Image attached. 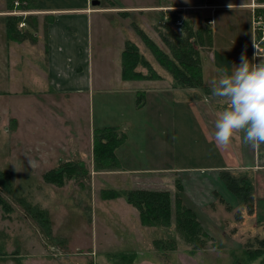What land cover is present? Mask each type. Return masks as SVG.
Wrapping results in <instances>:
<instances>
[{
	"label": "rangeland",
	"instance_id": "rangeland-1",
	"mask_svg": "<svg viewBox=\"0 0 264 264\" xmlns=\"http://www.w3.org/2000/svg\"><path fill=\"white\" fill-rule=\"evenodd\" d=\"M93 1L89 3L92 10L89 31H94L95 39L100 37L98 31H103L105 37L112 36L105 31H133L142 41L143 49L152 53L136 33L138 26L170 53L162 33L168 34L170 27L181 31V20L187 19L195 30L213 31L212 44L200 48L202 70L203 56L207 53L209 59L220 54L226 60L231 56L238 63L242 54L250 62L255 56L252 14L254 17L255 8L264 6L256 0H251L250 8L216 7L250 0H97L96 4ZM124 6L128 7L123 9ZM148 6L158 8L150 10ZM8 8L7 0H0V90H38L40 81L34 80L36 74L24 68V62H20V70L34 82L21 83L22 74L15 68L19 46L6 34V14H28H22L26 10L21 4L15 3L12 11ZM172 12L179 16L175 22ZM36 16L37 31H45L48 24L45 14ZM22 54L28 55L32 62L39 60L36 50ZM259 56L264 58V51ZM62 102L0 94V264H264V247L261 254L250 257V252L260 248V239L264 238V210L255 216L256 204L253 212L243 203L233 202L231 209L224 203V207L219 205L207 213L202 210L204 205H200V221L210 234L203 249L187 243L176 230L175 221L170 228L143 225L141 220L146 227L134 224L135 217L126 211L121 197L109 200L104 192L129 187L163 190L156 189L162 184L160 179L151 174H118L122 164L117 150L127 138L120 131L118 138L125 135V139L115 149L117 163L97 164L94 159L98 133L95 130L133 117L129 100L117 94L106 97L97 94L91 105L89 101L81 103L76 99L66 100L70 106L61 105ZM129 134L131 138L133 133ZM136 150L142 155L146 153L143 145ZM76 155L83 157L84 163L77 165L76 173L63 179V184L45 180L46 171L67 164L60 158L79 159ZM27 157L36 160L38 166L30 168ZM176 188L179 195L181 191L177 185ZM158 239L167 242L164 247L157 246ZM130 253H136L137 258H129Z\"/></svg>",
	"mask_w": 264,
	"mask_h": 264
},
{
	"label": "crops",
	"instance_id": "crops-1",
	"mask_svg": "<svg viewBox=\"0 0 264 264\" xmlns=\"http://www.w3.org/2000/svg\"><path fill=\"white\" fill-rule=\"evenodd\" d=\"M38 2L39 8L27 10L24 14H45L48 21L45 31H35L36 43L30 40L12 42L19 46L15 68L22 74L20 62H24V68L28 67L30 72L36 74L34 80L40 81L41 87L38 90L22 88L19 91L9 88L0 90L1 95L25 99L42 97L50 102L64 101L60 104L67 106H70V103L66 100L71 99L80 100L81 103L89 101L91 105L97 94L104 97L107 94L125 97L129 100L128 105L133 117L129 116L124 123L106 125L118 127L127 137L117 150L122 164V171L118 174L156 176V180L160 179L159 184L162 183L156 189L172 192L174 211L178 194L176 181L180 179L184 190L179 195L186 206L197 212L200 219V205H204L202 210L206 213L214 211L219 205L224 207L215 192L229 204L236 202V205H240L238 198L221 178L222 171H230L236 177L249 179L256 197L255 216L264 210V144L255 149L245 145L242 142L243 133L234 134L228 147H217L213 138L215 121L227 101L212 95L210 81L219 79L220 69H226L231 75L233 65L239 66L240 63L233 61L231 56L226 60L220 54L210 59L208 53L202 55L204 85L194 88L181 87L156 59L157 62L152 59L153 54L143 49L142 41L133 31H105L112 35L110 37H105L104 33L102 35L103 31H98L100 37H103L95 39L94 31H89L92 16L89 3H92V0H82L78 3H67L65 0ZM250 4L251 0L247 3L235 2L231 6L250 8ZM229 5L221 4L216 7ZM126 7L128 6L122 8ZM147 8L152 10L158 6ZM253 34L254 44L256 34ZM128 40L136 42L141 54L160 76L159 79H123L122 53ZM254 48L255 58L253 57L251 62L258 64L264 58L259 56L255 45ZM26 50H36L39 53L38 62L34 63L28 55H23L22 51ZM137 71L144 75L149 73L148 68L142 64H139ZM209 72L212 73L211 78H208ZM30 78L22 74L21 83L27 82L31 85L34 81ZM130 131L133 133L131 138ZM140 145L146 148L145 155L136 150ZM78 158L66 160L62 157L60 161L74 166L84 163L83 157ZM142 163L147 166H135ZM119 199L126 211L134 215V224L146 227L140 222L138 210L129 205L126 199L124 201L123 197ZM211 206L212 209H208ZM123 217V220H127L126 216Z\"/></svg>",
	"mask_w": 264,
	"mask_h": 264
},
{
	"label": "trees",
	"instance_id": "trees-1",
	"mask_svg": "<svg viewBox=\"0 0 264 264\" xmlns=\"http://www.w3.org/2000/svg\"><path fill=\"white\" fill-rule=\"evenodd\" d=\"M256 1L259 4H264V0ZM7 3L10 11L14 9L15 3L21 4V8L26 11L35 10L40 6L38 0H7ZM256 13L264 17V6L258 7ZM172 15V20L174 22L179 19L177 13L172 12ZM38 21L39 18L34 14H29L27 16L7 15V38L12 41L23 42L30 40L36 43L37 37L35 36V31L39 28ZM23 22L26 24V27H20V24ZM180 26L181 31H175L170 27L168 34L162 33L163 40L171 50L170 53L163 50L158 43L141 28L136 26L135 29L136 33L141 37L160 65L173 76L176 84L186 88L202 87L204 81L200 48L212 44L213 31H204L203 29L195 30L187 19H182ZM139 64L148 68L149 73L147 75L137 71ZM122 77L124 80H135L159 79L160 76L153 69L149 61L141 54L137 44L128 40L122 53ZM95 131L96 133L98 132L97 135H95L94 147V159L96 163L101 164L103 161H113L117 163L115 149L124 141L125 135L118 138L117 135L120 130L116 126L100 127ZM96 146H98V149ZM76 171V166L67 163L61 169H52L46 172L44 178L46 181L61 185L63 184V179L73 175ZM221 178L232 194H234L244 206H247L250 212H253L255 208V196L249 179L247 177H236L230 171H222ZM176 184L178 190L182 192L184 189L180 179H177ZM106 191L107 192L104 193L109 199L125 197L127 202L137 207L143 225L170 228L175 221L176 230L183 235L187 243H194L195 249L205 248L210 234L202 225L197 212L193 208L186 206L180 195L176 196L174 211L173 198L169 190L132 189L120 191L110 189ZM215 194L223 203L227 204L229 209H231V205L226 202L219 193L216 192ZM170 240L175 239L171 238ZM164 243L166 244L167 242L163 239H158L156 241L159 247H164ZM260 243V248L255 252H250L251 258L254 254L258 255L263 252L264 238L260 239ZM129 258L133 260L136 259V253H130Z\"/></svg>",
	"mask_w": 264,
	"mask_h": 264
},
{
	"label": "clouds",
	"instance_id": "clouds-1",
	"mask_svg": "<svg viewBox=\"0 0 264 264\" xmlns=\"http://www.w3.org/2000/svg\"><path fill=\"white\" fill-rule=\"evenodd\" d=\"M240 61L231 75L220 69L219 79L210 81L212 95L227 101L215 121L213 138L217 147H228L234 134L243 133L242 142L255 149L264 144V60L255 64L242 54ZM27 162L30 168L38 166L30 157Z\"/></svg>",
	"mask_w": 264,
	"mask_h": 264
},
{
	"label": "built area",
	"instance_id": "built-area-1",
	"mask_svg": "<svg viewBox=\"0 0 264 264\" xmlns=\"http://www.w3.org/2000/svg\"><path fill=\"white\" fill-rule=\"evenodd\" d=\"M24 26V22L20 24V27ZM253 27L256 34L254 45L258 49L259 53L262 54L264 51V17L256 13V8L254 10Z\"/></svg>",
	"mask_w": 264,
	"mask_h": 264
},
{
	"label": "water",
	"instance_id": "water-1",
	"mask_svg": "<svg viewBox=\"0 0 264 264\" xmlns=\"http://www.w3.org/2000/svg\"><path fill=\"white\" fill-rule=\"evenodd\" d=\"M96 3H98V1H97V0H94V1H93V4H96Z\"/></svg>",
	"mask_w": 264,
	"mask_h": 264
}]
</instances>
